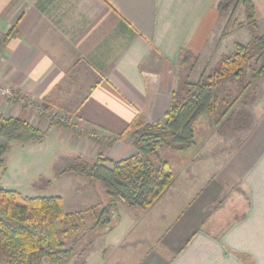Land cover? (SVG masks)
<instances>
[{
  "label": "crops",
  "instance_id": "obj_1",
  "mask_svg": "<svg viewBox=\"0 0 264 264\" xmlns=\"http://www.w3.org/2000/svg\"><path fill=\"white\" fill-rule=\"evenodd\" d=\"M218 2L0 0V85L14 93L0 95V112L48 128V119L23 107L19 96L77 100L64 84L90 68L96 80L72 109L75 128L88 134L72 129V145L91 161L99 152L113 160L134 154L129 142L101 146L90 135L115 138L138 114L163 119L182 82L183 55L192 61L199 55L198 70L233 48L237 41L222 44L229 34L223 35L227 20ZM253 3L264 32V0ZM14 26L17 34L3 42ZM259 112L239 141L223 138L230 146L218 155L221 138L211 126L199 141L195 130L191 148L173 151L181 166L152 207L118 204L115 227L94 239L102 249L96 264H264V107Z\"/></svg>",
  "mask_w": 264,
  "mask_h": 264
},
{
  "label": "trees",
  "instance_id": "obj_2",
  "mask_svg": "<svg viewBox=\"0 0 264 264\" xmlns=\"http://www.w3.org/2000/svg\"><path fill=\"white\" fill-rule=\"evenodd\" d=\"M217 7L227 16V25L249 26L248 41L235 42L231 50L219 55L212 73H208L210 65L207 64L193 80L192 72L198 71L194 70L199 60L196 55L190 70L186 71L189 65L184 68L182 91L172 93L170 107L163 119L149 122L138 114L115 138H97L94 132L90 135L101 146L129 142L136 149L134 154L113 160L99 152L93 161L75 160L67 167L66 170L83 174L100 188L103 200L99 206L70 212L61 196H28L6 188L0 182V264H78L79 257L94 239L115 227L120 202L147 210L173 183L175 173L170 163L160 157V149L168 147L184 151L191 148L195 144V122L203 114L210 118L218 114L221 121L227 123L233 121L234 114L247 115V102L238 109L236 106L239 101H244V93L232 96L225 86L247 75L251 79L245 85L247 90L255 78L264 75V32L259 30L253 0H219ZM240 9L246 15L244 21L236 20ZM227 33L224 30L223 35ZM16 34L14 26L2 34L3 42ZM190 58L191 55L185 53L181 63H190ZM22 99L25 105L34 103L44 110L40 116L48 119V128L69 127L79 135L88 134L75 128L74 111L58 105L51 96H46L44 102L19 96V100ZM56 107L67 115L56 112ZM46 133V129L23 117L0 112V171L7 166L5 156L10 142L40 143ZM89 216H93L91 222L87 219Z\"/></svg>",
  "mask_w": 264,
  "mask_h": 264
},
{
  "label": "rangeland",
  "instance_id": "obj_3",
  "mask_svg": "<svg viewBox=\"0 0 264 264\" xmlns=\"http://www.w3.org/2000/svg\"><path fill=\"white\" fill-rule=\"evenodd\" d=\"M236 15V20L244 21L246 19V15L243 14L242 9H240ZM225 22L227 25V21ZM225 30L228 32L226 35H229L224 37L222 44H226L227 46L229 44L231 45L234 41L247 42L248 35L251 31L247 25L233 27L231 24L227 25ZM221 31L219 33H221ZM219 59L218 55V57H214L213 62L210 60L208 73L213 72ZM189 61L190 63H183L186 68L189 65L186 69L187 72L191 68L192 58H190ZM202 68L203 64L198 67V70ZM96 77V74L90 68H85L81 75L74 76L72 80L69 77L64 87L67 91L69 90V97L76 96L74 98H77V100H69L68 94H66L63 99L56 101L58 105L72 110L79 99L86 95L93 86ZM250 81L251 79L247 75H243L240 79H235L234 83L228 82L225 86L227 93H231L232 96L244 93L242 97L244 101H239L236 106L238 109L245 105L244 102H247L246 116L234 114L233 121L231 120L227 123L224 122V120L221 121L218 114L212 118H210L208 114H203L198 117V121L196 120L197 123L195 122V130L197 131L196 138L198 141L200 137H202L204 129L209 126L213 129L214 135L221 138L219 142L222 148L220 146L215 148L213 150L215 155L221 154L229 148V141L225 140L237 136V141H239L238 136L240 135V129L244 131L248 130L256 119L255 113H260L259 110L264 107V75L255 78L254 82L249 86V89L246 90L247 87L245 88V85ZM176 91L179 93L182 91L180 84L177 86ZM19 101L23 107L30 109L28 105H25L24 99ZM54 110L59 114L67 115V113L59 107H56ZM43 111L44 110H42V112ZM40 115L41 112L39 111L37 116L40 117ZM233 125H236L235 128ZM45 129L47 133L44 141L41 142L42 144H23L17 141L9 143L8 152L5 156L7 166L4 170L0 171L1 184L6 188L18 190L28 196H61L67 211H84L92 206H99L100 200H98L96 196V191L92 184L93 182L83 174L66 170L75 160L77 162L86 160V157H80L81 155L77 153L70 141V134L73 130L69 127L57 126ZM243 134L245 136V133ZM241 136L242 134L240 137ZM223 138L226 139L223 140ZM94 146L98 148L97 144H94ZM91 151L93 152V150ZM173 151L175 150L163 147L159 150V154L163 160H167L170 163L176 174L181 166L178 157L180 153H176L177 155H175ZM87 160L91 161L90 158ZM87 219L91 222L93 216H89ZM101 252L100 243H94L93 246L88 247L87 251L79 257L78 264L100 263Z\"/></svg>",
  "mask_w": 264,
  "mask_h": 264
},
{
  "label": "built area",
  "instance_id": "obj_4",
  "mask_svg": "<svg viewBox=\"0 0 264 264\" xmlns=\"http://www.w3.org/2000/svg\"><path fill=\"white\" fill-rule=\"evenodd\" d=\"M0 95H1V96H4V97H6V96L8 97V96H13L14 93L12 92L11 89H9V88H5V87H2V86L0 85ZM28 106H29V108L34 109L37 113H38L39 111L42 112V110H43L39 105L34 104V103L28 104Z\"/></svg>",
  "mask_w": 264,
  "mask_h": 264
}]
</instances>
